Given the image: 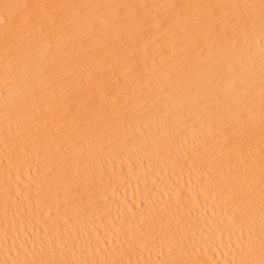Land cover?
Here are the masks:
<instances>
[{
  "label": "bare ground",
  "instance_id": "obj_1",
  "mask_svg": "<svg viewBox=\"0 0 264 264\" xmlns=\"http://www.w3.org/2000/svg\"><path fill=\"white\" fill-rule=\"evenodd\" d=\"M264 0H0V264H261Z\"/></svg>",
  "mask_w": 264,
  "mask_h": 264
},
{
  "label": "snow or ice",
  "instance_id": "obj_2",
  "mask_svg": "<svg viewBox=\"0 0 264 264\" xmlns=\"http://www.w3.org/2000/svg\"><path fill=\"white\" fill-rule=\"evenodd\" d=\"M261 264H264V261H262Z\"/></svg>",
  "mask_w": 264,
  "mask_h": 264
}]
</instances>
